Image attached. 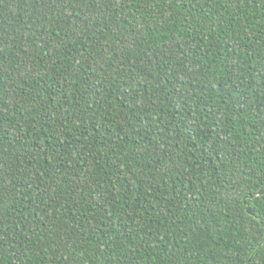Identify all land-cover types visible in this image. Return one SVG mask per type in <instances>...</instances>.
I'll use <instances>...</instances> for the list:
<instances>
[{"label": "trees", "instance_id": "obj_1", "mask_svg": "<svg viewBox=\"0 0 264 264\" xmlns=\"http://www.w3.org/2000/svg\"><path fill=\"white\" fill-rule=\"evenodd\" d=\"M260 188L264 0H0V264H264Z\"/></svg>", "mask_w": 264, "mask_h": 264}, {"label": "water", "instance_id": "obj_2", "mask_svg": "<svg viewBox=\"0 0 264 264\" xmlns=\"http://www.w3.org/2000/svg\"><path fill=\"white\" fill-rule=\"evenodd\" d=\"M262 194H264V188H260L258 191H257V193H256V195H262ZM246 212L248 213V214H253V211L251 210V208L249 207V206H246Z\"/></svg>", "mask_w": 264, "mask_h": 264}]
</instances>
